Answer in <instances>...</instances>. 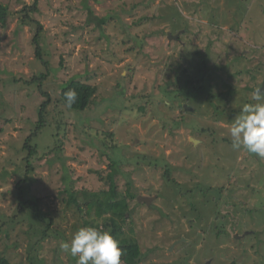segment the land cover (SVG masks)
Here are the masks:
<instances>
[{
  "label": "rangeland",
  "instance_id": "374dc122",
  "mask_svg": "<svg viewBox=\"0 0 264 264\" xmlns=\"http://www.w3.org/2000/svg\"><path fill=\"white\" fill-rule=\"evenodd\" d=\"M0 2L8 8L0 25V214L17 215L22 183L53 222L38 244L28 213L3 226L0 253L10 264H77L61 248L82 228L67 193L82 204L109 191L115 155L123 157L117 191L153 197L148 206L130 201L126 216L140 264H264V158L233 148L229 134L243 105L264 103L253 99L264 83V0ZM34 6L28 18L41 27L46 67L32 44L38 26L21 23ZM43 74L47 126L33 139L38 155L27 172L23 145L44 100L27 82ZM204 76L205 94L171 100L185 80ZM72 80L96 88L85 113L59 103ZM180 100L192 110L183 114ZM172 113L186 121L170 133L162 120ZM101 141L119 150L113 156Z\"/></svg>",
  "mask_w": 264,
  "mask_h": 264
},
{
  "label": "trees",
  "instance_id": "16d2710c",
  "mask_svg": "<svg viewBox=\"0 0 264 264\" xmlns=\"http://www.w3.org/2000/svg\"><path fill=\"white\" fill-rule=\"evenodd\" d=\"M35 5V4H34ZM36 8L34 7H26L24 10H22V24H28V23H34L36 26H38L35 35L32 39V44L35 46V55L36 58L39 60V62L43 66H47V63L42 59L40 49L41 46L39 44V37L41 32V27L38 22H34L31 18H28L30 15V12H35ZM8 17V8L3 3L0 2V25L5 26L6 21ZM203 66L200 69H203L205 67V63L203 61ZM202 72V70H200ZM207 76H204L203 78H188L185 80L182 86L179 87L178 91L176 92L179 94L171 93L170 98L171 100L175 99L178 100L179 98L184 99L182 101L187 102L192 99L196 95H203L207 92V87L202 86L201 84L205 82ZM47 75H41L39 78L35 77L32 78L28 84H38L40 96L44 98L42 103L40 104L38 111H37V121L34 130L31 132V134L26 138L23 150L26 151L27 156L24 159L26 164V171L32 172V164L31 160L35 159L38 155V150L35 145H33V139L37 138L39 136V133L46 128L47 122L45 121V115L47 113L48 106L50 104V96L48 94H45L41 90V86L43 83L46 82ZM69 91H74L76 93V99L75 102L69 106L67 99H66V93ZM96 94V88L77 81L72 80L67 83H65L61 87L60 95H59V103L62 104L67 110L71 112L76 113H85L87 110L90 109V106L94 103V96ZM173 94V96H172ZM192 95V96H190ZM189 97V98H188ZM188 98V99H187ZM179 107L180 111L183 112V114L186 112V110L183 108L182 102L180 100ZM142 112L144 113V108H141ZM170 110H172L170 106ZM174 113V112H173ZM173 113L170 114L169 121L166 117L165 121L162 120V124L164 125L165 129L168 126V129L170 133L173 132L176 128H179L181 126V122H185V117H179L173 116ZM186 114V113H185ZM187 118V116H186ZM188 126H191L188 125ZM198 134H204L208 132L207 129L200 127L197 129ZM112 137V134H109V137ZM105 142H100V145L102 148H107L110 152L116 154V151L119 150V148L115 145H105ZM124 156V155H123ZM112 164L111 169L112 172L110 173V189L109 191H101V192H94L92 193L91 197L87 199L85 202L80 204L76 197V192H69L67 193V198L65 200V204L68 206H73L76 209V212L79 214L81 220H82V227H95L100 230L109 231L112 236L119 241L120 247L122 249L123 255L121 257L122 264H140L141 261V251L140 246L136 239H134L131 235H128L124 231L125 224L127 222V214L130 212V201L137 198L135 194L131 193V188L128 186L126 193H119L117 191L114 179L115 176L120 173L119 164L122 163V159L117 157L115 155V158H111ZM170 175L169 172H165V178L169 179ZM65 179V178H64ZM177 186V185H176ZM19 192L17 193L18 198V207H17V215L14 216V218H10L9 220H6L4 215L0 214V232L1 228L3 226L8 225L9 223L16 224L22 216L28 213V215H31L32 223H31V229L33 230V233L36 235H39L38 244L40 241L46 239L50 232H52V219L47 218L44 215L41 214L40 208L38 206V201L30 200L26 197V191L22 185V183L18 184ZM182 194V191L180 192ZM5 219H4V218ZM6 220V221H5ZM99 221H101V224H98ZM98 224V225H97ZM44 226L41 229H38V226ZM72 259V258H71ZM75 262V258H73ZM0 264H10L8 259L3 256L0 253Z\"/></svg>",
  "mask_w": 264,
  "mask_h": 264
},
{
  "label": "clouds",
  "instance_id": "9594fccd",
  "mask_svg": "<svg viewBox=\"0 0 264 264\" xmlns=\"http://www.w3.org/2000/svg\"><path fill=\"white\" fill-rule=\"evenodd\" d=\"M69 106L76 93L65 94ZM253 99H264V91L257 89ZM233 148L243 147L249 153L264 158V103L245 104L229 128ZM64 252L77 258V264H122L119 241L109 231L95 227H82L70 242L61 245Z\"/></svg>",
  "mask_w": 264,
  "mask_h": 264
},
{
  "label": "water",
  "instance_id": "95a60500",
  "mask_svg": "<svg viewBox=\"0 0 264 264\" xmlns=\"http://www.w3.org/2000/svg\"><path fill=\"white\" fill-rule=\"evenodd\" d=\"M169 35V37H170V34H168ZM263 89H262V91H264V86L262 87ZM183 108L185 109V110H192V108H189L188 106H186V105H183ZM192 142H196L195 140H191ZM153 200V197H151V198H147V197H138L137 198V202H139V203H141V202H143L144 204H146V205H149L150 203H151V201Z\"/></svg>",
  "mask_w": 264,
  "mask_h": 264
},
{
  "label": "flooded vegetation",
  "instance_id": "af4514ba",
  "mask_svg": "<svg viewBox=\"0 0 264 264\" xmlns=\"http://www.w3.org/2000/svg\"><path fill=\"white\" fill-rule=\"evenodd\" d=\"M264 86V83L262 84V87ZM263 89V88H262ZM146 205V204H145ZM148 206V205H147Z\"/></svg>",
  "mask_w": 264,
  "mask_h": 264
}]
</instances>
